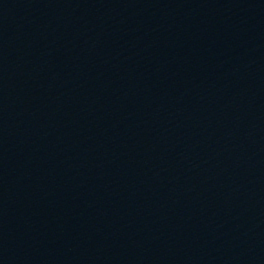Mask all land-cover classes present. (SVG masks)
Wrapping results in <instances>:
<instances>
[{
  "label": "water",
  "instance_id": "95a60500",
  "mask_svg": "<svg viewBox=\"0 0 264 264\" xmlns=\"http://www.w3.org/2000/svg\"><path fill=\"white\" fill-rule=\"evenodd\" d=\"M0 264H264V0H0Z\"/></svg>",
  "mask_w": 264,
  "mask_h": 264
}]
</instances>
